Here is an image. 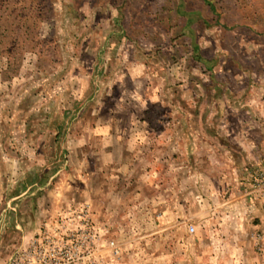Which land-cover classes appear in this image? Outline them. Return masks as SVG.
<instances>
[{"label":"rangeland","instance_id":"374dc122","mask_svg":"<svg viewBox=\"0 0 264 264\" xmlns=\"http://www.w3.org/2000/svg\"><path fill=\"white\" fill-rule=\"evenodd\" d=\"M0 264H264V0H0Z\"/></svg>","mask_w":264,"mask_h":264},{"label":"crops","instance_id":"0c3cea01","mask_svg":"<svg viewBox=\"0 0 264 264\" xmlns=\"http://www.w3.org/2000/svg\"><path fill=\"white\" fill-rule=\"evenodd\" d=\"M188 19L189 18L186 19L187 22H188ZM201 20H202V22L206 23V21L203 18Z\"/></svg>","mask_w":264,"mask_h":264},{"label":"trees","instance_id":"16d2710c","mask_svg":"<svg viewBox=\"0 0 264 264\" xmlns=\"http://www.w3.org/2000/svg\"><path fill=\"white\" fill-rule=\"evenodd\" d=\"M192 20H193L192 18H189V19H188V21H189L188 23H190Z\"/></svg>","mask_w":264,"mask_h":264},{"label":"built area","instance_id":"2783aa9c","mask_svg":"<svg viewBox=\"0 0 264 264\" xmlns=\"http://www.w3.org/2000/svg\"><path fill=\"white\" fill-rule=\"evenodd\" d=\"M190 229L193 230L194 228L191 226Z\"/></svg>","mask_w":264,"mask_h":264}]
</instances>
